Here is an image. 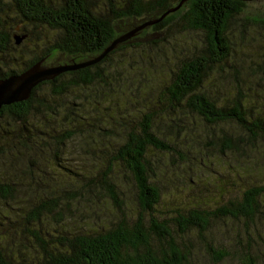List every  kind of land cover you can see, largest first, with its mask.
<instances>
[{
  "label": "trees",
  "instance_id": "16d2710c",
  "mask_svg": "<svg viewBox=\"0 0 264 264\" xmlns=\"http://www.w3.org/2000/svg\"><path fill=\"white\" fill-rule=\"evenodd\" d=\"M255 1L0 0V80L82 65L0 109V264H264Z\"/></svg>",
  "mask_w": 264,
  "mask_h": 264
},
{
  "label": "water",
  "instance_id": "95a60500",
  "mask_svg": "<svg viewBox=\"0 0 264 264\" xmlns=\"http://www.w3.org/2000/svg\"><path fill=\"white\" fill-rule=\"evenodd\" d=\"M76 67H48L43 61L38 62L20 75L0 80V109L16 102H23L30 98L32 90L40 83L56 78L64 71L81 68Z\"/></svg>",
  "mask_w": 264,
  "mask_h": 264
},
{
  "label": "rangeland",
  "instance_id": "374dc122",
  "mask_svg": "<svg viewBox=\"0 0 264 264\" xmlns=\"http://www.w3.org/2000/svg\"><path fill=\"white\" fill-rule=\"evenodd\" d=\"M262 12H264V0H259V1H255V2H253V3H251V5L249 6V9H248V13H250V14H253V15H257V13H262ZM184 42H185V45L186 44H190V45H192V46H200L201 45V43L202 42H199L198 40H197V38H195V35H193V34H190L185 40H184ZM48 62H50L49 64H55V63H57V61H48ZM245 87H247V85L245 86ZM246 91V90H245ZM257 149H258V153H259V155L258 154H254V155H252L251 157H249V158H246V159H242V165H245V166H248L249 167V171L251 172V173H253L254 171H255V168L257 167V166H259L256 170H260V172L261 171H264V166H262L261 165V156L260 155H264V148H261V147H257ZM216 151H212V153L214 154V156H211V161H212V163H213V166H215V165H217V166H215L216 167V169H223V170H225V171H228V172H230L229 170H227L226 169V167L228 166V162H230V161H232V162H234V165L237 167V165H238V167L237 168H239V162H238V160H236V162H235V160L233 159V156H231L229 159H225V160H221V158H219V156L217 155V153H215ZM218 164L220 165V167L218 166ZM213 166H212V168H213ZM252 168H254V170H252ZM251 169V170H250ZM197 171H200L201 172V170H196L195 171V173L197 172ZM204 171H206V172H208V170H207V168H205V170ZM240 171H241V177H237L236 178V180L234 181V182H238L239 183V185H241L243 182H246L247 181V179L246 178H250V173H247V172H244V170H243V168H241L240 169ZM223 172V171H222ZM260 172L258 171V172H255L256 173V175H260ZM194 173V174H195ZM235 174V173H234ZM194 177H195V175H194ZM236 177V176H235ZM207 178H209V177H207ZM209 179H212V178H209ZM237 183V184H238ZM232 189V191H231V193H233L232 195H235V194H238L237 193V190L238 191H240L241 190V188L240 187H238V185H235L233 188H231ZM263 204H264V199H263ZM227 229H228V226H227ZM251 230H252V234H253V236H255L256 235V238L259 236V235H261V236H263L264 237V225L263 224H256V225H254L253 226V228H251ZM235 234V232L233 231L232 232V235H234ZM258 254V253H257ZM260 254H264V249L263 248H261L260 249ZM199 261H200V264H210L209 262H207V260L203 257V255L202 256H199ZM225 264H241L239 261H237V260H233V261H231V260H228V261H226L225 262Z\"/></svg>",
  "mask_w": 264,
  "mask_h": 264
}]
</instances>
